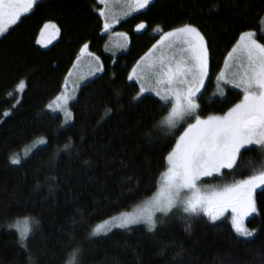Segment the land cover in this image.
<instances>
[{
    "label": "trees",
    "instance_id": "trees-1",
    "mask_svg": "<svg viewBox=\"0 0 264 264\" xmlns=\"http://www.w3.org/2000/svg\"><path fill=\"white\" fill-rule=\"evenodd\" d=\"M100 8L98 0H39L0 37V264H28L16 228L8 227L25 217L40 221L29 241L36 264H70L69 254L78 246L83 264H264L261 189L258 212L246 220L256 230L250 238L235 234L229 214L212 222L203 214L184 213L167 219L155 235L133 226L141 230L114 229L107 238H88L93 226L133 210L156 192L166 170L164 157L171 151L167 145L174 146L183 131L158 126L166 113L154 115L159 107L155 95L133 100L140 88L128 80L133 66L160 31L186 23L198 26L211 45V79L198 100L201 114H223L242 94L225 87L224 95H218L216 77L239 33L259 31L264 0H153L113 28L130 38L129 48L117 55L105 51L108 33ZM47 22L56 23L60 33L44 47L37 41ZM140 23L146 28L137 32ZM84 44L101 59L104 71L80 86L70 107L73 120L64 125L62 114L48 105L62 92ZM106 108L111 113L105 115ZM41 139L46 143L40 144ZM257 149L242 150L235 172L225 170L223 178L206 179L205 185L220 187L254 174L261 162ZM13 155L20 164L11 163ZM137 181L140 191L127 196Z\"/></svg>",
    "mask_w": 264,
    "mask_h": 264
},
{
    "label": "snow or ice",
    "instance_id": "snow-or-ice-1",
    "mask_svg": "<svg viewBox=\"0 0 264 264\" xmlns=\"http://www.w3.org/2000/svg\"><path fill=\"white\" fill-rule=\"evenodd\" d=\"M120 3L121 0H114ZM132 12L147 8L151 0H123ZM103 8L98 9L103 17V28L108 32L112 28L111 13L108 10L109 0H98ZM38 6V0H0V37L9 32L25 14ZM126 12L125 16L130 15ZM259 31L247 30L239 33L235 45L228 52L225 69H235L231 72L221 71L216 77L218 86L231 85L241 90L242 99L228 108L221 115L210 114L202 116V105L198 100L203 95L201 89L206 87L205 81L211 79L210 42L198 26L191 23L175 27L170 31H160L159 39L148 53L133 67L128 76L129 81L140 84L139 92L133 97L134 101L143 102L146 92H154L159 104L154 115H162L158 126L167 130L183 131L167 147L171 151L164 157L166 170L162 172L158 182V191L143 203V206L131 213H120L110 221L93 226L88 238L100 236L107 238L113 228L124 232H135L142 226L149 234L155 235L163 228L166 220L177 211H182L188 217L207 216L212 222L220 221L225 213L231 214V227L239 237L250 238L256 230L245 226V220L258 212L256 194L264 196V16L257 17ZM146 25H136V31L144 30ZM48 30L55 35L60 28L54 22L43 25L41 36ZM118 35L125 36L124 33ZM43 46V40H38ZM48 43H51L49 39ZM89 45L84 44L80 49L81 57H93L88 51ZM158 53V55H157ZM96 61V72H103L104 67ZM75 67V65H74ZM141 69V71H137ZM95 75V72L92 73ZM69 77L73 75L69 72ZM151 82L152 86L148 87ZM66 86V85H65ZM25 82L19 84L23 92ZM223 91L221 95H223ZM77 97L62 92L55 98L49 108L63 112L66 123L73 118L70 107ZM111 108L105 109V115L111 113ZM8 115V113H5ZM40 144L46 141L41 139ZM256 145L261 155L258 171L246 179H240L220 187L206 186V179L223 178L225 170L236 171L238 158L247 146ZM70 145H65L67 150ZM12 164H20L17 155L11 157ZM88 162L85 161V164ZM133 178L128 177L129 182ZM51 191V189H50ZM140 191L139 182L127 189V196H134ZM124 194L122 193L123 198ZM120 199V198H118ZM159 214V215H158ZM86 223V221H82ZM9 228H16L19 234L18 243L28 255V264H36L29 241L35 238L40 221L35 217H25L23 226L20 221L10 223ZM189 223L185 231H190ZM162 254V253H161ZM70 264H83L82 248L76 247L69 254ZM177 255H180L177 253Z\"/></svg>",
    "mask_w": 264,
    "mask_h": 264
},
{
    "label": "rangeland",
    "instance_id": "rangeland-1",
    "mask_svg": "<svg viewBox=\"0 0 264 264\" xmlns=\"http://www.w3.org/2000/svg\"><path fill=\"white\" fill-rule=\"evenodd\" d=\"M39 1V0H38ZM153 0H151L152 2ZM102 8H103V5H102ZM108 10L110 11L111 13V16H110V22L112 23V28L107 32L108 33V41L105 45V51L108 53V54H112V55H116V54H119L121 52H124L126 51L128 48H129V45H130V38H129V35L126 34L125 32H118V31H114L113 28L119 24L120 21L126 19L128 16H130L131 14L135 13V12H132L131 9H129L125 3L123 2V0H121L120 3H115L114 0H109V8ZM126 12H130L131 14L128 15V16H125V13ZM28 14V13H27ZM26 15V14H25ZM103 18V17H102ZM103 22H104V19H103ZM14 26V25H13ZM12 26V27H13ZM119 33H124L126 34V37L125 36H121V35H118ZM55 38H57V35H55L53 33L52 30H48V32H46L44 34V36H41L40 34V37L39 39L43 40L44 44H50L48 43L49 39H51V43L53 40H55ZM159 39V38H158ZM157 42V41H156ZM40 44V43H39ZM156 44V43H155ZM42 45V44H41ZM88 51L90 52V50L88 49ZM93 54V53H92ZM80 55V54H79ZM94 55V54H93ZM158 55V53H157ZM95 57V55L93 56ZM93 57H90V56H83L79 62H76L75 63V67L73 66L72 69L70 70V72L73 73V75L71 77H69V75H67L66 79H65V83H64V86H63V90L62 92H66L68 94H71L73 96H77V93H78V90L80 88L81 85H83L85 82L89 81L90 79H92L93 77L99 75L101 72H96L95 69H96V61L93 59ZM99 62L102 64V61L101 59L99 58ZM103 65V64H102ZM235 69H225V63L221 69V71H225V72H231ZM137 71H141V69H137ZM220 71V72H221ZM95 72V75H93L92 73ZM69 74V73H68ZM219 75V74H218ZM83 79V80H82ZM206 82L207 80L205 81V85H206ZM218 84V82H217ZM66 85V86H65ZM140 85V84H139ZM148 87H151L152 84L151 82L146 85ZM225 87H232L231 85H228V86H223V85H220L218 86V91H217V94L222 96L221 95V92L223 91L224 93V88ZM234 88V87H233ZM240 90V89H238ZM203 91V89H201V92ZM241 91V90H240ZM61 92V93H62ZM60 93V94H61ZM146 93H150V94H153L155 95L154 92H146ZM144 93V94H146ZM59 94V95H60ZM58 95V96H59ZM224 95V94H223ZM55 100V99H54ZM50 102V104L53 103V101ZM48 110L52 111L50 108H49V105H48ZM71 110V109H70ZM53 112V111H52ZM58 113H61L62 116H63V124L66 125V124H69L70 122H72L73 118L71 120H69L67 123L65 122L66 121V117L64 115L63 112H60V111H56ZM221 115V114H220ZM187 125L184 124L183 127H186ZM251 146H256V145H250V146H247L248 147H251ZM161 177V176H160ZM160 180V179H159ZM159 186V185H158ZM158 191V189L156 190V192ZM155 192V193H156ZM154 193V194H155ZM153 194V195H154ZM152 195V196H153ZM151 196V197H152ZM150 197V198H151ZM149 199V198H148ZM148 199L144 200L142 203H140L138 206H136L133 210L131 211H128V212H124V213H131V212H134L136 211L138 208L142 207L143 206V203L146 202ZM183 212L182 211H177L175 214H180ZM225 214H229L230 215V222H231V214L230 212L228 213H225ZM119 215V214H118ZM159 215V214H158ZM116 216V215H115ZM112 217L108 218L107 220L105 221H110ZM247 220V218H246ZM246 220H245V226L247 228H249L246 224ZM104 222V221H103ZM103 222L99 223L98 225H101L103 224ZM21 226H23V223H21ZM97 226V225H96ZM114 229H117V228H113L112 230ZM250 229V228H249ZM252 230V229H250Z\"/></svg>",
    "mask_w": 264,
    "mask_h": 264
},
{
    "label": "crops",
    "instance_id": "crops-1",
    "mask_svg": "<svg viewBox=\"0 0 264 264\" xmlns=\"http://www.w3.org/2000/svg\"><path fill=\"white\" fill-rule=\"evenodd\" d=\"M57 37H58V35H57ZM56 39H57V38H55V40H56ZM39 40H41V39H39ZM55 40H53L52 43H53ZM52 43L47 44V46L51 45ZM40 44H41V43H40ZM42 46H43V45H42ZM44 47H45V46H44ZM148 52H149V51H148ZM148 52H147V53H148ZM94 55H95V54H94ZM94 55H93V56H94ZM144 56H145V55H144ZM144 56H143V57H144ZM95 57H98V56L95 55ZM81 58H82V57H81ZM140 60H141V58H140L138 61H140ZM76 62H77V60H76ZM76 62H75V63H76ZM136 64H137V63H136ZM136 64H135L133 67H135ZM74 65H75V64H74ZM132 69H133V68H132ZM132 69H131V71H132ZM131 71H130V73H131Z\"/></svg>",
    "mask_w": 264,
    "mask_h": 264
},
{
    "label": "bare ground",
    "instance_id": "bare-ground-1",
    "mask_svg": "<svg viewBox=\"0 0 264 264\" xmlns=\"http://www.w3.org/2000/svg\"><path fill=\"white\" fill-rule=\"evenodd\" d=\"M117 55V54H116ZM83 80V79H82Z\"/></svg>",
    "mask_w": 264,
    "mask_h": 264
}]
</instances>
